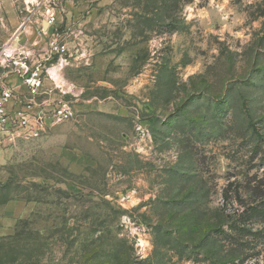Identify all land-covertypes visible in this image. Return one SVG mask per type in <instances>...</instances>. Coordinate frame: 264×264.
Instances as JSON below:
<instances>
[{
  "label": "rangeland",
  "instance_id": "rangeland-1",
  "mask_svg": "<svg viewBox=\"0 0 264 264\" xmlns=\"http://www.w3.org/2000/svg\"><path fill=\"white\" fill-rule=\"evenodd\" d=\"M53 41L73 117L0 126V264H264V0H0V50Z\"/></svg>",
  "mask_w": 264,
  "mask_h": 264
},
{
  "label": "built area",
  "instance_id": "built-area-1",
  "mask_svg": "<svg viewBox=\"0 0 264 264\" xmlns=\"http://www.w3.org/2000/svg\"><path fill=\"white\" fill-rule=\"evenodd\" d=\"M55 20L54 15H48L43 24L53 27ZM49 48V58L44 57L31 64L29 53L23 50L13 48L0 50V64L16 67V75L25 88V94L17 96L10 86H0V126L7 130L17 131L30 128L32 125L31 109L38 105V99L42 95L52 93V91H46L44 85L50 71L47 64L51 62L52 56L65 54L66 49L57 41L50 43ZM50 112L52 118L58 122L67 121L73 117V111L62 93L60 97L53 100ZM41 116L40 114L37 118L40 122L43 118Z\"/></svg>",
  "mask_w": 264,
  "mask_h": 264
},
{
  "label": "crops",
  "instance_id": "crops-1",
  "mask_svg": "<svg viewBox=\"0 0 264 264\" xmlns=\"http://www.w3.org/2000/svg\"><path fill=\"white\" fill-rule=\"evenodd\" d=\"M60 68H61V64H58L55 68L50 69L48 79L45 80L44 85H45V90L46 91L51 90L52 93L42 95L38 99V105L36 107H34L33 109H31L30 115H32V114L44 115V111H46V109H48V108L50 110V107L52 105L53 100L56 99L57 97H60V93H62L63 96H65V94L67 92H70L71 89L68 87L69 84L65 85V81L63 79H61L60 75H58V79L56 78V75H57L56 70L59 71ZM9 86L11 88H13V90L16 92L17 96H21V95L25 94V88L21 85V82L19 80L13 79L9 83ZM56 91L60 92V93H58L59 95L56 93Z\"/></svg>",
  "mask_w": 264,
  "mask_h": 264
},
{
  "label": "trees",
  "instance_id": "trees-1",
  "mask_svg": "<svg viewBox=\"0 0 264 264\" xmlns=\"http://www.w3.org/2000/svg\"><path fill=\"white\" fill-rule=\"evenodd\" d=\"M254 132H255V135L258 138V140H260L264 144V139H263L262 135H260V133L256 129H254ZM261 162H262V166H263V174L261 176H259V177H256V179H255V186L253 187V190H254L253 192L256 194V196H258L260 198L264 197V191L262 189V188H264V160H262ZM252 210H254V209H252ZM256 210L259 213L260 210H258L256 208L254 210L255 213L257 212ZM214 232L221 234L223 231L222 230H216Z\"/></svg>",
  "mask_w": 264,
  "mask_h": 264
},
{
  "label": "water",
  "instance_id": "water-1",
  "mask_svg": "<svg viewBox=\"0 0 264 264\" xmlns=\"http://www.w3.org/2000/svg\"><path fill=\"white\" fill-rule=\"evenodd\" d=\"M44 27H47V25H46V24H44Z\"/></svg>",
  "mask_w": 264,
  "mask_h": 264
}]
</instances>
